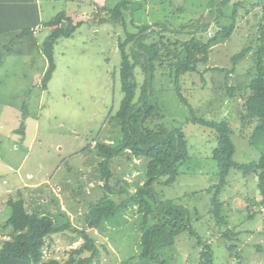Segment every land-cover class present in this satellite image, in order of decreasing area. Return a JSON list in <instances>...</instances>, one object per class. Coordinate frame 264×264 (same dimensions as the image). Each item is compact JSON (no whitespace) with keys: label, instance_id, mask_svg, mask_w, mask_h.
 <instances>
[{"label":"rangeland","instance_id":"rangeland-1","mask_svg":"<svg viewBox=\"0 0 264 264\" xmlns=\"http://www.w3.org/2000/svg\"><path fill=\"white\" fill-rule=\"evenodd\" d=\"M127 1L129 3L126 10H122L121 18L115 17L114 21L111 17L112 21L97 24L94 13L92 15L95 17L89 18L87 23L92 28L88 29L87 26L82 29V33H76L59 43L55 48V69L44 90L40 87L42 76L39 72L44 58L37 48L30 54L25 67L11 61V57L16 55L12 52L13 47L9 49V62L0 63L3 67L0 74L12 75L0 84V138L8 136L2 145L9 144L7 152L0 144V200L6 198L5 191L8 189L4 181L14 176L17 169L13 168L14 172L4 169V158L10 152V146L15 147L14 144L17 145L18 154L15 165L20 164L26 156L23 168L35 172L33 181H36L35 177L44 176L45 180L48 179L43 188L49 191L48 198H52L54 208L59 204L56 193H50L54 182L48 175L53 167L59 166L60 173L69 170L72 197L80 201L76 208L85 209L89 202L92 203L91 207L105 193L109 194L108 189L118 186L116 182L124 176L129 184L140 185V182H144L143 159L133 162L134 159H128L130 153H121L110 161L108 169L113 177L106 182L109 185L104 189H93L90 196L87 195L88 179H92L94 185L98 186V176L94 173L86 174L87 163L97 153L90 150L92 143L112 140L115 147L123 140L121 127L114 117L122 98L118 75L121 58L117 51V41L123 35V26L128 31L137 32V26H151L157 30L156 26L163 24L169 29L165 37L177 39L181 43L191 36L213 37L221 27L233 24L229 39L210 48L208 63L199 64L196 72L180 77L179 83L185 91L189 106L181 104L169 71L157 69L155 79L150 83L152 98L162 112L161 120L151 125L180 128L187 139L189 156L178 167L179 176L173 184L157 186L158 198L173 201L183 207L188 219L187 228L175 235L172 246L164 250V256L170 259V264H205L200 253L203 249L201 247L207 245L212 264H264V212L257 206L259 192L256 177L251 175L242 178L232 171L227 177L226 186L218 193V200L226 203L222 214L228 221L230 238L227 240L222 234L224 225L218 227L213 215L209 214L210 200L217 184L216 166L209 157L215 139H212L210 130L186 124L191 113L210 121L226 119L235 145L234 161L242 164L257 161L259 152L248 144L251 128L243 126L239 115L246 97L243 92L251 79L248 73L254 62L253 54L257 50L256 38L262 16L260 8L254 4H262L264 0H226L224 3H220L223 0ZM253 7L256 8L246 15V9ZM111 18L109 16V20ZM94 28H97L96 32L92 30ZM248 48L249 53L233 65L232 56ZM3 55L0 54V57ZM212 68L223 71H213ZM135 76L137 84L141 85L144 76L137 69ZM229 87L236 90L232 97L227 95ZM22 114H25L22 122L24 127L32 121V116L38 121L35 134L30 128L26 135L23 129L10 132V128L19 126L17 120L21 121ZM33 137L34 141L28 149ZM20 138H27L28 143L20 145ZM64 156V159L60 158ZM81 158H85L83 164ZM24 169H19L18 173L24 174ZM132 174L134 177L129 178ZM112 192L115 191L110 192L109 198L119 203L116 194L111 195ZM30 196L31 202H34L37 195L32 191ZM7 200L1 203L0 208V246L10 240L12 233L10 227H5V221L10 215ZM41 208L39 210L34 204L28 205L30 212L53 214L43 206ZM116 210L102 227L92 231L101 254L98 264H143L138 258L142 216L131 208ZM69 211L73 213L72 221L64 212L54 213L59 223H77L76 210ZM189 229L193 234H190ZM59 237L60 243L56 244L54 251L56 256L61 257L70 247L67 246L66 237ZM230 246L233 247L232 251L228 249Z\"/></svg>","mask_w":264,"mask_h":264},{"label":"trees","instance_id":"trees-1","mask_svg":"<svg viewBox=\"0 0 264 264\" xmlns=\"http://www.w3.org/2000/svg\"><path fill=\"white\" fill-rule=\"evenodd\" d=\"M128 3L127 0L121 1L107 15L114 21L115 17L121 18L122 10ZM254 6L260 8L262 16L256 38L257 50L253 54L254 62L248 73L251 79L243 92L246 97L239 116L243 126L251 128L248 144L259 152L257 161L245 164L234 161L235 145L231 140L232 132L226 119L210 121L191 113V117L186 120V124H195L210 130L212 139H215L209 157L216 166L217 184L214 186L216 192L214 191L210 200L209 214L213 215L218 227L224 225L222 234L227 240L230 238L228 221L222 214L226 203L218 200V193L226 186L230 172L238 173L242 178L251 175L256 177L259 192L257 206L264 212V3ZM254 8L256 7L247 8L245 14ZM112 18L102 19L100 24L110 22ZM63 19L67 18L60 14L47 24L57 27L50 31L42 43V54L48 63L40 84L43 90L46 89V84L55 69L53 59L55 43L59 39L71 37L81 25L73 24L70 19H67L66 23ZM123 28V35L119 36L117 41V51L121 58L118 75L122 98L119 110L114 115L121 127L123 140L115 147L113 144L95 143L94 149L102 158L99 165L101 177L106 178L107 182L113 177L108 168L114 157L121 153H130L129 160L143 159L145 162V169L142 172L143 184L129 194L130 184L126 180H119L118 186L108 189L109 194L105 193L96 204L91 205L86 215L88 226L81 229L72 228L69 223H59L58 217L50 213L30 212L23 199L8 200L6 205L10 209V215L5 221V227H10L12 233L10 240L0 246V264H98L101 254L92 231L99 229L118 208L135 209L142 216L138 258L143 264H170V259L164 256V250L172 246L179 231L187 228L188 219L183 207L173 201L158 198L157 186L173 184L179 176L178 167L189 156L187 139L180 128L170 129L162 124L151 125L152 122L161 120L162 112L152 98L153 90L150 83L155 79L157 69L169 71L174 91L181 104L189 106L185 91L179 83L180 77L196 72L199 64H207L210 48L229 39L234 25L221 27L213 37L191 36L181 43L177 39L165 37L166 30L169 29L163 24L162 26L158 24L157 30L151 26H137V32L128 31L124 26ZM249 51L248 48L234 54L231 58L232 64H237ZM136 69L144 76L141 85L136 82ZM212 69L223 71L218 68ZM235 91V88L229 87L227 95L232 97ZM22 129L23 125L19 130ZM117 189H121L126 195L120 204L114 205V201L109 197L110 192ZM189 231L193 234L191 229ZM59 234L67 238V246L70 247L61 257L56 256L54 251L55 236ZM76 243L78 244L73 247ZM201 248H203L200 253L201 259L205 264H212L208 246ZM228 249L232 251L233 247L230 246Z\"/></svg>","mask_w":264,"mask_h":264},{"label":"crops","instance_id":"crops-1","mask_svg":"<svg viewBox=\"0 0 264 264\" xmlns=\"http://www.w3.org/2000/svg\"><path fill=\"white\" fill-rule=\"evenodd\" d=\"M121 1L123 0H0V54H5L2 57H0V63L4 64L9 62L10 58L8 54L10 53L9 49L11 47H13L12 50L13 54H16L11 57L12 58L11 61L18 62V64H21L22 67H25V62L31 56L30 54L35 52L36 48L42 54V43L45 37L52 30L45 28L38 29V26L39 25L48 26L47 24L52 22L58 15L64 14L67 19H70L72 21L73 24L81 23V25L78 26L74 34L82 33V29H85L87 26L88 29L92 28L89 27V25H87L89 18L92 19L96 16L95 21L98 22L97 24H100V21L102 19L109 18V15L107 14H109L110 10L113 9L115 6H117ZM109 4H112L111 7L108 6ZM92 14H94L95 16ZM67 19H63V21L67 23ZM49 27H53L55 29L57 26L54 25ZM92 30L96 32L97 28H94ZM73 35L71 37H73ZM63 40L64 39H59L55 43L53 59H55V53H56L55 48H57L59 46V43H61ZM42 56L44 58V62L42 63L41 68L39 69V72L41 71L40 74L41 76H43L48 66L46 58L44 57L43 54ZM2 68L3 67L1 65L0 69ZM14 75H16V73ZM0 76L3 77L0 78L1 79L0 84H2L12 75L6 73V74H0ZM26 78L27 76L24 77V79ZM20 117H21V121L19 119L17 120L19 126L17 128L15 127L12 129L10 128L9 129L10 132L11 131L17 132V130L20 129V126L24 124L22 122H23V117H25V114L24 115L22 114V116ZM27 117L28 116L26 115V118ZM37 127H38V121H35L34 116H32V121L27 122L25 127L23 125V134L26 135L28 133V128L33 129L35 134ZM7 138L8 136L1 137L0 144L2 145L3 140ZM20 141H21L20 145L28 143L27 138L26 139L20 138ZM33 141H34V137L31 139L28 149L30 148ZM93 143L95 144V142ZM93 143L90 147V150L93 149L95 153L96 150L94 149L95 146ZM97 143L98 142H96V144ZM103 143L112 144V140L111 141L105 140ZM2 146L6 149V147H8L9 144ZM13 146L15 147L11 148L10 146L9 148L10 152L7 153L6 158H4L5 160L4 169L8 172H14L13 168L17 167V169L15 171L14 176H10L8 181H4L5 185L8 186V189L5 191L6 198L3 197L4 199L0 200V204L5 203L4 201L5 199L8 200L23 199L26 202L27 207L29 204L30 205L34 204L39 208V210H41L42 209L41 207L43 206V208H46L47 211L53 213L52 215H55V217H58L56 214H54L55 212L57 211L64 212L65 214H68L70 216V221L73 220V213H71L69 210H76V215L78 216L76 218L77 223L76 224L72 223L71 227L78 229L87 228L88 225L86 223V215L89 213L90 204L92 203L89 202L88 203L89 205L85 209L83 207L76 208V206L80 204V201L72 197V193L69 188V184H70L69 181L70 178L68 176L69 170H66V172L64 173H60L59 172L60 167L57 166V167H53V169H51L48 173L50 179L53 180L54 182L53 187L50 188V193L51 194H54V192L56 193L55 197L58 199V204H59L57 208H54L52 198L50 196L48 198L49 191L43 188V185L48 182V179L45 180L44 176L35 177L36 181H33L35 172L31 173L25 171V169L23 168L26 160V156L23 158L20 164L15 165L16 160H18V154L16 153L17 145L14 144ZM5 152H7V149L5 150ZM60 158L64 159L65 156ZM115 158L116 157H114L111 161H113ZM83 159L85 158H81V164H83ZM91 160L92 161L89 160V162L87 163L88 167L86 170V174L89 175L91 173H94L95 176H98L96 177L98 186L94 185L95 183L92 179H88L89 181L87 186L88 196H90V194L93 192V189L96 188L104 189L107 184L106 183L107 179L106 178L103 179L99 173L100 172L99 165L102 160L101 156L96 153ZM133 162H138V161L134 159ZM19 169H24L25 173L22 175L19 174L18 173ZM130 177H134L133 174L130 175L129 178ZM37 178H40V180H37ZM119 180L127 181L125 176L123 177V179H119ZM141 184H143V182H140V185ZM137 186H139V184L136 183L130 184V187H128L129 194L133 193ZM32 191L34 195H37L35 197L34 202H31L30 194H32ZM115 194L119 200V203H114V205L120 204L122 199L125 198L126 194L122 192L121 189L120 190L117 189L115 192H112L111 195L114 196ZM1 207L2 204L0 205V208ZM104 224H102L101 227ZM57 236H55L57 237L55 241L56 244L60 243L59 236L64 238V236L61 234ZM105 239L106 238H104V240Z\"/></svg>","mask_w":264,"mask_h":264},{"label":"built area","instance_id":"built-area-1","mask_svg":"<svg viewBox=\"0 0 264 264\" xmlns=\"http://www.w3.org/2000/svg\"><path fill=\"white\" fill-rule=\"evenodd\" d=\"M48 27H49V26L39 25V26H38V29H44V28H45V29H51V30L54 29L53 27H49V28H48Z\"/></svg>","mask_w":264,"mask_h":264}]
</instances>
